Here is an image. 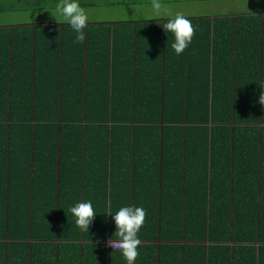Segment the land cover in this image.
<instances>
[{
    "label": "trees",
    "instance_id": "obj_1",
    "mask_svg": "<svg viewBox=\"0 0 264 264\" xmlns=\"http://www.w3.org/2000/svg\"><path fill=\"white\" fill-rule=\"evenodd\" d=\"M33 1L38 2L32 4L34 7L45 0ZM79 4L81 7L87 5ZM16 6L12 5L11 9H17ZM189 20L205 23V36L209 48L212 46V60L207 58L202 76L185 75L186 79L194 80L198 88L182 94L174 108L167 107L165 100L164 64L157 76V85L149 90L150 76L145 70H138L143 56L137 51H133L134 55L130 52L127 58L126 55L117 56V28L124 25L123 34L128 37V46L137 44L138 48L139 22H134L136 29H132L130 22L111 26L106 23L90 25L100 30L106 45L101 50L104 56L97 69L101 79H95L98 87L89 77L88 63L84 68L82 61L76 62L78 55L73 43L76 34L71 36L72 29L68 24L51 28L49 35L44 34L45 25L0 27V36L3 35L6 42L7 60L6 78L1 80L0 87L3 88L0 95V165L4 160L5 172L9 166V178L5 176L8 188L6 182H0L9 200L6 203L2 201L4 197L0 199V263L38 264L42 260L63 264L67 259L64 248L69 241L76 249L71 254L76 264L126 262L119 250H107L102 243L106 237L116 239L113 235L115 224L109 215L107 222L103 220L106 231L95 236L96 241L87 239L81 246L78 241L84 235L78 232L73 236L74 217L67 213L69 204L64 201L69 194L65 193V168L78 161L79 170L73 175L77 184L72 186L70 193L81 192L87 174V177L99 176L95 171L97 158L92 156L96 151L102 152L99 137L108 146L110 136V154L106 151L99 162L102 180L106 183L110 179L113 188V181L117 180L114 171L122 163V159L115 158L111 152L115 130L125 128L128 139L132 135L134 141L139 132L152 133L155 130L160 143L165 141L168 125L175 123L186 125L182 136H178L180 140L187 138L189 142L193 137H204V146L207 145L213 153L220 151L224 154L218 158V165L221 166L220 160L229 162L222 165L223 172H217L214 162L211 165L214 170L209 200L208 204L206 201L203 203L205 211L206 207L208 209L207 215L190 217L185 222L177 218V229L166 223L161 180L160 197L152 200L150 205L142 206L148 215L138 238L145 253L135 264H264V106L258 103L264 87V12L193 17ZM237 22L255 24L246 31L245 50L237 45L238 37L245 36L238 32ZM222 23L227 26L225 29L220 28ZM17 32H21L25 39L23 52L14 43ZM54 37L58 45L51 57L49 40ZM219 38L229 42L225 53L228 57L218 60V64L229 70L227 77L214 75L217 63L213 44ZM98 50V46H93L90 41L87 52ZM45 59L52 61L46 69ZM20 69L27 72L20 75ZM123 69L126 75L121 79L117 71ZM242 72H246V89L243 91L240 83ZM232 78L234 89L230 82ZM191 100H196L195 106L191 105ZM207 123H211L210 128L205 126ZM196 133L198 136H193ZM50 151L53 155H46ZM213 153L210 154L212 161L215 158ZM44 162L47 166L56 168L57 165L59 168V189L56 196L53 180L52 202L41 199L45 192L39 186V166ZM19 167L24 171L21 174ZM41 172L45 175L48 169ZM53 172L55 179V170ZM19 178L20 184L15 183ZM214 182H217L215 187H211ZM126 183L129 189L126 190L130 192V180L127 179ZM23 193L28 203L18 201V196ZM47 194H50V189ZM133 205L110 203L108 210L114 214L120 207ZM99 244L101 253L89 260L86 250L95 252Z\"/></svg>",
    "mask_w": 264,
    "mask_h": 264
},
{
    "label": "crops",
    "instance_id": "obj_2",
    "mask_svg": "<svg viewBox=\"0 0 264 264\" xmlns=\"http://www.w3.org/2000/svg\"><path fill=\"white\" fill-rule=\"evenodd\" d=\"M205 3L204 1H201ZM254 11H252L253 13ZM259 12V11H255ZM263 13V12H260ZM246 14V13H241ZM205 17V16H203ZM207 17V16H206ZM188 19L193 17H187ZM211 18V17H210ZM126 22L132 24V29H136L134 22H139L138 26V48L137 44H133L132 46H128V37H124V25L117 28L118 37L116 38V46L119 48L117 51V56L121 57L129 55L131 52L134 55L133 51H137L140 56H143L139 63L138 70L142 72L145 70L146 74L150 76V80L147 83L149 86V90H152V87L157 85V76L160 72H162L161 65L164 64L163 75L165 77L163 90L167 93V107H177L176 102H180V97L182 94H186L188 90H196L198 86L195 81L192 79H186L185 75L193 76L192 74L202 76L204 72V64L207 61L212 60V46L208 45L206 39V26L204 22L191 21L193 27L195 28V35L192 38L191 43L184 50V52L180 55H176L174 50L171 48V44L174 42L173 35L171 33L165 32L163 24L166 22L165 19H152V20H139V21H124V20H113L108 22H88L87 27L84 29L85 39L82 43L74 44V51L78 55V61H82L84 63V68L88 63V74L92 79L94 86L98 87V83L95 79H101V74L99 70V62L102 56H104V52L101 50L106 47L103 43V38L100 36V30H96L94 27H90V25H97L101 23L109 24L110 26L114 23ZM125 23V24H126ZM33 25V24H31ZM224 23L221 24L220 28L225 29L227 26H223ZM238 32L243 37H238L237 45L242 46L243 50L246 49V31L250 26L255 25L252 22H237ZM17 26L20 28L21 26H30V25H0V27H11ZM46 27V26H45ZM224 27V28H223ZM70 29H72L70 27ZM254 29H256L254 27ZM221 29H218L219 31ZM44 31L46 35L50 34L51 28H45ZM54 31V30H53ZM17 36L14 39V43L19 49L23 52L25 45V39L21 36V32H17ZM55 34V32H54ZM75 33L71 30V36L73 37ZM222 34V32H221ZM3 35L0 36V87L2 86V81L5 80V67H7V60L5 55V47L6 42H4ZM74 39V38H73ZM52 49L51 57L54 56L55 51H57L56 38H52L49 40ZM71 41V39H70ZM92 43L93 46H98V51L87 52V47L89 43ZM229 42L224 41L223 39H216L213 44L214 49V59H216L217 67L214 69L216 73L214 75H219L221 77H227L229 70L223 68L222 65L218 64L219 59L221 57H228V54H225L228 51ZM252 44V41H251ZM111 46V45H110ZM250 46V45H249ZM48 48V47H46ZM136 48V49H135ZM135 49V50H134ZM59 51L61 49L59 48ZM101 51V52H100ZM164 51V55H163ZM189 52V53H188ZM24 54V53H23ZM137 54V55H138ZM222 54V55H220ZM138 55V56H139ZM217 55V57H215ZM219 55V56H218ZM244 57V56H243ZM26 58V57H25ZM28 61V58H26ZM10 62V60H9ZM52 62L47 59L44 60L45 67L48 66V63ZM10 66V63L9 65ZM188 71L185 73L184 71ZM214 71V72H215ZM221 71V72H220ZM255 71V70H253ZM27 71L24 69L19 70L20 75H24ZM118 76L123 79L126 75V70L117 71ZM219 72V73H218ZM190 73V74H189ZM251 73V71H250ZM243 79L240 81L241 90L246 89V72H242ZM251 76V75H250ZM232 83V89H234V79L230 80ZM221 83L220 85H223ZM218 86V84L216 85ZM215 86L216 89H218ZM118 87V86H117ZM2 89L0 88V95L2 93ZM192 91V92H193ZM196 100H191V105L195 106ZM110 125V124H108ZM165 129V141H161L158 143L156 131L150 132H139L136 140H133L131 135V139H128V132L125 128H120L115 130V135L113 136V147L114 149L111 152H114V157L117 159H122L120 166L117 167L114 171L115 178L117 180L113 181V188L111 187L110 179L109 182H104L100 176L101 167L99 162L102 155L107 151V154H110V146L111 137L108 136V146L107 143L105 145L103 138L99 137V143L102 146V152L96 151L92 155L97 158V166L96 170L99 174L97 178L93 176H85L83 190L79 193H70L72 191V186L76 187L77 180L73 178L74 173L79 170L78 161L75 160L73 166L69 163V165L65 168L66 173V182H65V193H69L65 196V203L67 202V213L69 216L71 215L68 211L70 206H74L78 202H88L92 203V206L96 212V216L94 217L92 223L90 224L88 231H82L75 224V218L72 222L74 226L73 236L79 234L84 235V238L78 241L79 245H83L87 239L92 241L95 240V236H101L104 229L105 223L103 220L108 219V205L111 204H120V203H133L136 207H142L143 205H150L152 200L160 197V186L161 180L163 179V202L166 206L165 214L166 219L168 220L166 223L169 227H173L172 229H177V224L175 223L177 218L182 222L188 220L190 217H199L203 214L207 215V207L206 211L203 208V203L208 204L209 200V186L211 185L212 179V163L214 162V168L220 172L224 171L223 164L227 165V161L220 160V165H218L219 157H222L224 154L219 152L213 153L207 145L204 144V137H193L192 140L188 142L187 138L180 140L178 136H182L183 131L186 129V125L170 123ZM207 128L211 127V123H207L205 125ZM147 129V128H146ZM127 132V133H126ZM195 133V132H194ZM216 133V132H215ZM203 136V134H201ZM130 136V135H129ZM184 136V135H183ZM193 136H198V134H194ZM206 136V135H205ZM206 142V141H205ZM189 145V147H188ZM106 146V149H105ZM2 152L0 151V155ZM213 153L215 155L214 160H211L210 154ZM46 155H53V152H46ZM9 157V156H8ZM123 157L127 158L123 160ZM53 163V160L50 159ZM57 161V159H56ZM1 162V161H0ZM229 162V161H228ZM84 167V160L82 159V169ZM7 172H5L4 160L3 165H0V182L5 183V176L9 178V166H6ZM48 169V172L43 175L42 170ZM227 169V168H226ZM39 170L41 173V177L39 180L40 188H44L45 196L41 199L46 202H52L54 200V190H53V180L55 181V189L56 196L57 190L59 189L58 180V166L53 168L52 165L47 166L44 162L43 165L39 166ZM55 170V179L54 172ZM214 170V169H213ZM103 171V169H102ZM24 171L19 167V174ZM94 171H88L87 173H91ZM108 172V170H107ZM130 180V186L132 189L130 192L128 191L126 180ZM0 183V199L3 198L2 201H6L9 203L7 198L8 193L3 191V184ZM15 183L20 184V178ZM214 182L211 187H215ZM6 188H8L9 182L5 183ZM4 184V185H5ZM158 184V186H157ZM16 185V184H15ZM111 187L113 189H110ZM50 189V194L47 192ZM128 189V190H126ZM205 193V194H203ZM26 194H22L18 196V201L21 204L28 203V199L25 197ZM16 194L13 195L15 197ZM1 201V202H2ZM56 201L58 198L56 197ZM0 202V203H1ZM31 203V202H30ZM43 203V202H42ZM146 215H148L146 213ZM147 218V216H146ZM67 231L69 229L67 228ZM200 234V233H199ZM99 240V239H98ZM109 240L107 237L102 243H104L106 247V241ZM4 242V241H3ZM17 243V241H14ZM67 242L68 245L65 246L64 254H66V262L63 264H76L74 263V257L71 256L72 251L76 250L70 243ZM55 243H58L57 241ZM206 244H208L206 242ZM1 245V244H0ZM86 245V244H85ZM138 247L139 255L135 261L138 263L141 256L144 255V250ZM86 248V247H85ZM101 246L99 244V248L94 250H86V256L90 260L91 257H94L95 254L101 253ZM107 249V247H106ZM110 250V249H107ZM118 251V250H111ZM90 253V254H89ZM17 253L15 252V255ZM1 261L0 264H2ZM5 263V262H4ZM38 264H54L52 262H46L39 260ZM55 264H58L55 262ZM115 264H127V262H117Z\"/></svg>",
    "mask_w": 264,
    "mask_h": 264
},
{
    "label": "rangeland",
    "instance_id": "obj_3",
    "mask_svg": "<svg viewBox=\"0 0 264 264\" xmlns=\"http://www.w3.org/2000/svg\"><path fill=\"white\" fill-rule=\"evenodd\" d=\"M0 0V25H45L47 28L67 24L55 12L57 0L28 2ZM204 1L205 3H202ZM168 12L183 13L186 17H213L218 15L264 12V0H163ZM85 3L88 22H108L113 20L139 21L165 19L156 16L150 0H82ZM90 3L97 4L91 6ZM17 5V9H11ZM47 10V11H45ZM253 12V13H254Z\"/></svg>",
    "mask_w": 264,
    "mask_h": 264
},
{
    "label": "clouds",
    "instance_id": "obj_4",
    "mask_svg": "<svg viewBox=\"0 0 264 264\" xmlns=\"http://www.w3.org/2000/svg\"><path fill=\"white\" fill-rule=\"evenodd\" d=\"M150 4L156 16L167 17L162 28L165 32L173 35L174 42L171 44V48L175 54H182L195 35L196 30L191 21L181 12L175 14L168 12L163 0H150ZM55 12L76 34L73 43H82L85 39L84 29L87 27L89 17L86 10L80 6L79 0H57ZM261 89L258 103L264 106V87ZM68 211L75 218L76 226L86 232L96 216L90 201L78 202L74 206H70ZM107 214L111 216L116 228L113 234L116 239H109L108 246L118 249L127 264H135L139 255L138 247L141 244L138 232L144 225L146 211L142 207L133 205L120 207L114 214L109 210Z\"/></svg>",
    "mask_w": 264,
    "mask_h": 264
},
{
    "label": "built area",
    "instance_id": "obj_5",
    "mask_svg": "<svg viewBox=\"0 0 264 264\" xmlns=\"http://www.w3.org/2000/svg\"><path fill=\"white\" fill-rule=\"evenodd\" d=\"M108 241H109V240L106 241V247H107V249H110V250H118V249H112L111 247H109V246H108Z\"/></svg>",
    "mask_w": 264,
    "mask_h": 264
}]
</instances>
